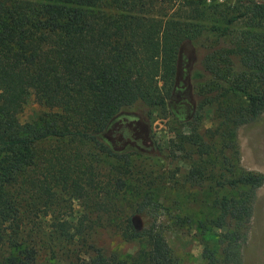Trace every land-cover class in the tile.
Instances as JSON below:
<instances>
[{
  "label": "trees",
  "instance_id": "obj_1",
  "mask_svg": "<svg viewBox=\"0 0 264 264\" xmlns=\"http://www.w3.org/2000/svg\"><path fill=\"white\" fill-rule=\"evenodd\" d=\"M216 8L204 0H0V264H36L43 238L72 240L76 235L70 230L81 224L71 223V213L59 218L54 212L68 202L115 210L131 175L130 154L113 152L101 136L118 114L138 104L167 109L185 44L206 50L201 64L216 86L211 101L198 98L199 110L215 102L218 112L221 98L229 95L242 100L237 106L247 121L261 118L264 1L236 0L226 24L243 22L244 29L234 43L208 48L201 37L219 29L200 21ZM31 93L45 113L21 123ZM193 119L187 122L191 142L207 158L195 162L186 179L237 190L236 196L214 201L219 215L212 226L226 229L220 234L222 262L244 264L246 232L240 229L251 218L264 176L216 178L212 149L205 150L194 126L201 118ZM103 156L117 164L104 167ZM152 205L145 195L137 213L151 222L140 231L129 218L118 227L126 241L145 243L135 258L121 260L97 250L75 264H175ZM203 258L218 262L208 249Z\"/></svg>",
  "mask_w": 264,
  "mask_h": 264
},
{
  "label": "rangeland",
  "instance_id": "obj_2",
  "mask_svg": "<svg viewBox=\"0 0 264 264\" xmlns=\"http://www.w3.org/2000/svg\"><path fill=\"white\" fill-rule=\"evenodd\" d=\"M235 1L204 0L206 5L218 8L200 22L207 27L216 24L219 30L201 37V44L213 48L218 44L234 43L244 29L243 22L226 24ZM225 27L228 31L221 34L220 30ZM205 53L206 50L195 49L190 44L182 47L175 89L167 109H148L138 104L114 118L102 134V140L113 152L130 154L131 166V175L126 177L127 188L118 196V208L104 212L86 207L89 205L86 202L73 201L66 203L67 208L55 209L59 218L71 213L73 217L68 218L71 223L81 225L70 230L76 235L72 240L43 238L37 246L36 264L86 262L97 250L121 260L135 258L145 243L126 241L118 227H122L125 218L139 217L141 229L151 222L149 216L137 213L145 195L153 199L157 223L175 264H209L203 258L204 249L213 252L218 260L216 264H224L220 234L226 229L212 226L219 215L214 201L222 196H236L237 190L218 188L214 181L199 184L187 181L194 163L207 158L199 152L200 146L191 142L192 133L187 122H192L197 115L201 118L194 126L197 125V135L200 143L206 146L205 150L212 149L209 157L215 159L216 178L237 177L249 172L264 176V112L258 121H247L237 106L243 104L242 100L229 95L221 98L220 111L216 112L215 102L199 110L198 98L208 96L211 101L216 95V86L201 64ZM206 83L208 87L201 90ZM44 113L39 98L31 93L22 106L19 120L21 123L35 121ZM100 160L106 168L117 164L113 157L103 156ZM242 227L241 232H246L242 252L244 264H264V184L255 191L251 218Z\"/></svg>",
  "mask_w": 264,
  "mask_h": 264
},
{
  "label": "water",
  "instance_id": "obj_3",
  "mask_svg": "<svg viewBox=\"0 0 264 264\" xmlns=\"http://www.w3.org/2000/svg\"><path fill=\"white\" fill-rule=\"evenodd\" d=\"M131 221H132V224L134 225V228H135L136 230H140V229H141V227H140V225H139V217H133V218L131 219Z\"/></svg>",
  "mask_w": 264,
  "mask_h": 264
},
{
  "label": "flooded vegetation",
  "instance_id": "obj_4",
  "mask_svg": "<svg viewBox=\"0 0 264 264\" xmlns=\"http://www.w3.org/2000/svg\"><path fill=\"white\" fill-rule=\"evenodd\" d=\"M112 128V127H111Z\"/></svg>",
  "mask_w": 264,
  "mask_h": 264
}]
</instances>
